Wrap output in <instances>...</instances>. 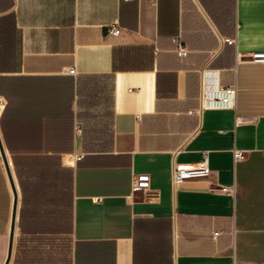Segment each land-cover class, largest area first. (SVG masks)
Masks as SVG:
<instances>
[{"label":"crops","instance_id":"crops-1","mask_svg":"<svg viewBox=\"0 0 264 264\" xmlns=\"http://www.w3.org/2000/svg\"><path fill=\"white\" fill-rule=\"evenodd\" d=\"M151 1L0 0L8 264H264V0Z\"/></svg>","mask_w":264,"mask_h":264},{"label":"built area","instance_id":"built-area-1","mask_svg":"<svg viewBox=\"0 0 264 264\" xmlns=\"http://www.w3.org/2000/svg\"><path fill=\"white\" fill-rule=\"evenodd\" d=\"M152 5H156V1L152 0ZM110 32L113 34H119L121 28L114 24L111 25ZM174 41L177 45V53L181 57H185L188 54V49L183 44L180 37L174 38ZM228 42L232 43L233 40L227 39ZM238 58H241V55H238ZM249 60L264 63V51H254L250 54ZM70 73H75V69H70ZM209 78V77H208ZM235 91L231 88H215L210 89L208 94L204 96L207 104L212 105H223L231 106L234 103ZM242 155L241 151H236V156L240 157ZM205 160L201 164L193 162H178L174 165L173 180L175 183L182 182L184 180L194 178V177H203L208 175V159L207 154L205 153ZM150 176L148 174H140L133 180V190L139 191L149 187Z\"/></svg>","mask_w":264,"mask_h":264},{"label":"water","instance_id":"water-1","mask_svg":"<svg viewBox=\"0 0 264 264\" xmlns=\"http://www.w3.org/2000/svg\"><path fill=\"white\" fill-rule=\"evenodd\" d=\"M0 151H1L2 157L4 159V163L6 165L9 177H10L11 182L13 184V189L15 191L14 212H13L12 228H11V234H10L9 252H8V257H7V260H6V263H5V264H8L9 259L11 257V251H12V245H13V239H14V232H15V213H16V209H17V193H16V189H15V186H14V181H13V178H12V174H11V171H10L9 162H8V159H7V156H6L5 149L3 147V143H2L1 138H0Z\"/></svg>","mask_w":264,"mask_h":264}]
</instances>
